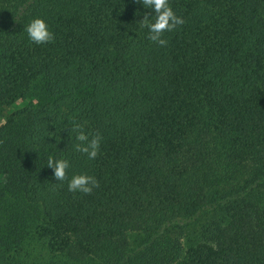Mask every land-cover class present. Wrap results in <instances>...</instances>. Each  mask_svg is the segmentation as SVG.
I'll use <instances>...</instances> for the list:
<instances>
[{
  "label": "trees",
  "instance_id": "16d2710c",
  "mask_svg": "<svg viewBox=\"0 0 264 264\" xmlns=\"http://www.w3.org/2000/svg\"><path fill=\"white\" fill-rule=\"evenodd\" d=\"M170 3L160 46L136 0H0V264H264V0Z\"/></svg>",
  "mask_w": 264,
  "mask_h": 264
},
{
  "label": "clouds",
  "instance_id": "9594fccd",
  "mask_svg": "<svg viewBox=\"0 0 264 264\" xmlns=\"http://www.w3.org/2000/svg\"><path fill=\"white\" fill-rule=\"evenodd\" d=\"M136 2L141 4L144 9L151 11V14L145 12L143 18L139 20L140 26L147 29V38L160 46H166L167 41L162 38L163 34L172 32L178 26L183 25L184 19L175 13L170 0H136ZM150 15H152V19H149ZM23 30L26 32L28 39L36 45L47 44L54 39V34L42 17L31 19ZM83 129L82 124H75L71 129L76 141L73 145L74 151L85 155L88 160H94L98 155L102 138L99 134L90 136ZM46 166L52 169L56 181L64 182L67 179L69 192L90 194L94 188L99 186L95 176L87 173L73 174L68 179L66 172L70 168L71 162L67 158L49 156Z\"/></svg>",
  "mask_w": 264,
  "mask_h": 264
}]
</instances>
